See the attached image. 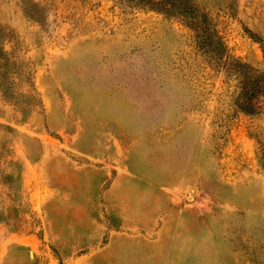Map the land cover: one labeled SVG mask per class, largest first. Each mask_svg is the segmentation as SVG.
Here are the masks:
<instances>
[{"label": "rangeland", "instance_id": "rangeland-1", "mask_svg": "<svg viewBox=\"0 0 264 264\" xmlns=\"http://www.w3.org/2000/svg\"><path fill=\"white\" fill-rule=\"evenodd\" d=\"M187 1L264 67V0ZM219 64L135 0H0V264H264V113Z\"/></svg>", "mask_w": 264, "mask_h": 264}, {"label": "trees", "instance_id": "trees-1", "mask_svg": "<svg viewBox=\"0 0 264 264\" xmlns=\"http://www.w3.org/2000/svg\"><path fill=\"white\" fill-rule=\"evenodd\" d=\"M149 9L170 16L179 15L189 19V26L197 32L201 46L209 49L215 59L223 67L226 76L235 82L231 93V108L248 116H258L264 113V67L255 68L243 58L234 56L227 51V45L213 30L202 26V20L195 15L196 8L188 1L178 0H135ZM180 2H184L181 6ZM217 36L215 39L214 36ZM264 51V50H263ZM264 64V59H263ZM256 139V158L259 167L264 171V129L252 133ZM258 264V263H255Z\"/></svg>", "mask_w": 264, "mask_h": 264}]
</instances>
